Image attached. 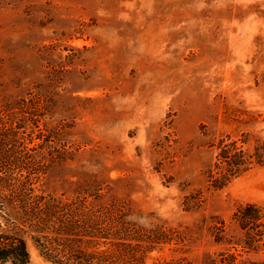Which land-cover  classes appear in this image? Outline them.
Masks as SVG:
<instances>
[{
	"label": "rangeland",
	"instance_id": "1",
	"mask_svg": "<svg viewBox=\"0 0 264 264\" xmlns=\"http://www.w3.org/2000/svg\"><path fill=\"white\" fill-rule=\"evenodd\" d=\"M233 141L254 166L217 188ZM256 155L264 0H0V195L24 183L115 207L103 214L141 240L136 264H259L233 219L264 206Z\"/></svg>",
	"mask_w": 264,
	"mask_h": 264
},
{
	"label": "trees",
	"instance_id": "2",
	"mask_svg": "<svg viewBox=\"0 0 264 264\" xmlns=\"http://www.w3.org/2000/svg\"><path fill=\"white\" fill-rule=\"evenodd\" d=\"M219 149L216 168L220 171L217 176L212 175L217 188L249 171L255 160L238 146V141L221 142ZM256 156L257 163H264L261 155ZM10 190L0 195V264H31L28 237L56 264H136L142 260V254L136 252L131 256L128 252L139 245L134 243L141 241L139 237L124 238L120 225L108 224L103 213L117 210L115 207L95 209L86 197L53 196L36 192L24 183H14ZM233 219L244 234L240 243L242 252L264 251V206L240 204ZM221 223L224 226L225 222ZM151 242L147 241L149 246ZM220 256L222 264H234L237 260L233 253L224 252ZM259 264H264V258Z\"/></svg>",
	"mask_w": 264,
	"mask_h": 264
}]
</instances>
